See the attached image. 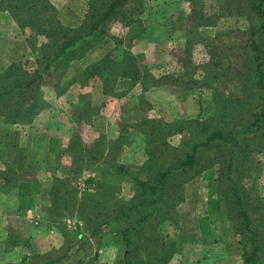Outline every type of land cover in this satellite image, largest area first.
I'll use <instances>...</instances> for the list:
<instances>
[{"label": "trees", "instance_id": "1", "mask_svg": "<svg viewBox=\"0 0 264 264\" xmlns=\"http://www.w3.org/2000/svg\"><path fill=\"white\" fill-rule=\"evenodd\" d=\"M87 1L82 20L70 25L63 22L49 0H0V12L8 13L23 32L27 30L44 38L38 48L35 65L13 62L0 68V119L5 124L33 130L37 117L47 109V102L40 100L46 89H53L57 96H61L75 84L87 87L91 80L100 82L98 94L108 100L123 97L117 87L120 81L127 79L133 85L142 83L144 91L169 86L184 87L187 91L210 90L213 92L215 115L206 120L198 115L194 119L185 118L172 123H159L148 118L139 122L135 131L146 139L149 156L148 161L137 169L141 177L137 173L131 176L128 168L119 162H108L109 158L117 156L116 150L128 144L121 136L111 140L100 135L91 143H85L78 128L72 133L71 130L66 147L52 146L51 152L56 155L57 163L54 168L59 169L65 178L54 176L49 201L41 209L43 221L53 225L65 239V244L40 253L32 248L30 238L12 227L11 221V229L3 230L7 238L0 242V264H68L75 244L81 249L92 239L103 240L105 229L115 234V239L120 236L116 242L124 245V254L116 264H170L176 254V242L166 236L161 238L160 229L168 221L172 207L168 200L162 199L172 193L174 185L171 181H175L179 172L184 173L190 168L198 177L205 171L207 165L204 160L207 158L202 156L203 149L213 144L228 151L221 154L224 155L222 159H217L220 166L216 189L220 196L221 214L228 219L236 236L243 263L264 264V197L254 194L258 191V184L252 180L260 172L256 158L264 155V0H214L213 12L207 10L203 0H196L198 4H192L190 19H186L188 46L186 57L180 59L184 72L180 76L169 72L160 78L155 77L150 68L140 66L142 60H138L131 49L136 37L144 39L147 34L142 27L143 22H139L136 15L149 2L154 6L157 0ZM233 18H242L248 23L246 31L225 32L228 36L234 35L235 39L239 37L242 45L233 46L237 50H229L224 57L217 53L219 48L216 45L206 50L211 56L209 65H196L190 57L194 47L199 43L208 48L214 45L207 42L209 37L207 40L200 37L199 30L216 27L222 19ZM136 23L137 27H134ZM113 27L120 29L122 38L113 34ZM122 31L126 34L122 35ZM170 37L157 38L153 45L158 44L164 49L162 44ZM109 42L116 46L112 52L93 64L83 65L91 53ZM164 50L153 55L150 52V56L164 58L175 55L173 51ZM236 52L245 58L242 56L239 61ZM72 70L74 77L69 78ZM201 73L202 78H198ZM222 87L226 90L221 91ZM201 94L196 103L199 108L202 107ZM95 104L93 91L81 95L74 114L77 125H92V120L102 111V106L94 108ZM137 106H141V102ZM140 109L136 108L135 112ZM162 129L170 136L182 137L180 146L172 150L181 154L185 152L184 159L181 157L168 165L162 161L170 149L165 138L167 134H163ZM120 140L119 144L114 143ZM63 158L70 160V167L62 164ZM252 159L256 162L251 166ZM100 162L106 168L100 171L96 191H84L79 197L76 183L72 186L73 180L76 181L88 166L95 170ZM110 170L114 172L107 174ZM125 174L132 177L135 190L133 201L126 205L119 204L121 202L114 195L116 190L119 191L116 187L123 180L121 176ZM18 175L14 163H5L0 169V192L7 193L16 188ZM250 179V185H247L246 181ZM183 199L184 194L173 207ZM72 210L81 214L85 223L84 236L69 232L62 224L63 216ZM72 237L76 242L68 245ZM23 246L27 253L13 258L23 251ZM78 264L85 263L80 261Z\"/></svg>", "mask_w": 264, "mask_h": 264}, {"label": "rangeland", "instance_id": "2", "mask_svg": "<svg viewBox=\"0 0 264 264\" xmlns=\"http://www.w3.org/2000/svg\"><path fill=\"white\" fill-rule=\"evenodd\" d=\"M49 1L56 7L58 13L61 15L60 18L63 20V22L70 25H76V23L82 20V17L84 16L88 6L87 0ZM203 1L206 5L207 10L213 12V8L216 5L214 0ZM193 3L195 4V6L198 4L196 0H157L154 3V6L151 5V2H149L147 4V7L136 15V19L139 22H143L142 27L147 31V34L144 39L136 37L131 49L138 60H142L140 61V66L153 70L152 72L155 77L160 78L161 76L166 75L169 72L173 75L180 76L184 72V68L182 66V63L180 62V59L186 57L185 50L188 46V41L186 39V19L188 17L190 19L191 7L193 6ZM158 25H160V27ZM133 26L137 27V23ZM247 28L248 23L242 18L222 19L216 27H202L199 30V36L206 40L209 37L207 42H211V44L214 45L212 47L210 46L209 48L207 45L205 46L204 43H199L198 45H196L190 55L192 61L196 65L207 67L209 65V62L211 61V56L209 53L207 54V51L210 48L212 49L213 47H216V45H218L219 48L217 53L222 57H224L225 53L229 50H237L236 48L232 47L242 45L240 38L237 37L235 39L234 35L228 36L225 34V32H229L231 30H234L236 32L246 31ZM112 32L117 37L122 38V36L120 35V29L113 27ZM123 34L126 33L122 31V35ZM127 34H129V32ZM140 35L142 36V34ZM170 35V39L163 42L162 46L164 49H167V51H173L175 55L168 57L166 56L167 53H165L166 57L164 58L159 56L156 58H153V56L151 57L150 52H153V55L158 51H165L158 44L153 45V41L157 38H165ZM43 42L44 38L32 35L31 32L27 30L23 32L8 13L0 12V68L8 66L13 62L20 63V65H24L26 64V62H30L31 65H35L36 58L38 56V48ZM160 43L162 42L159 41V44ZM100 47V49L95 50L88 56L87 60H85L83 63L84 66L93 64L94 62L101 59L106 53L110 51L112 52L114 47L116 48L113 42L106 43ZM242 56L244 59L245 56L243 54L236 52V58H238L239 61ZM158 67L162 68L158 69ZM69 73V78H73L74 70L70 71ZM202 76L203 74L201 73L198 75V78H202ZM122 82L120 81L118 83V90L121 94H123V97L118 99H126L127 97L126 101L123 100L122 106L126 107L129 113H124V117L121 119L119 117L114 118L115 115H119V113H116L118 110L115 111V114L112 117L114 118L113 123H108L109 129L112 125L109 138L111 140H117L121 136V139L124 141L126 140L128 144L120 150H116L115 154L117 156L109 158L108 162H119L121 166L128 168V172L131 173V176L132 174L137 173V169L145 164L149 159V156L146 153V139L143 135H140V133H137L135 131V126L139 122H142L143 120L148 118L154 119L159 123H161V121L164 123H172L174 121L183 120L185 118L194 119L198 117V115L202 118V120H206L215 115L213 92H211L210 90L187 91L184 90V87L174 88L169 86L158 88L154 92L152 97L148 94L150 91H144V89L138 87L136 90H134V87L138 83L133 85L132 82L128 79L127 81ZM98 84H100L98 80H91L89 85L87 87H83V89H85V94H89L90 91H93L94 101L96 102V104H99H95L94 108L102 106L101 112L105 113L107 108L106 105H109V98L98 94L99 90H97V87L95 89V86H98ZM140 84L143 87V84ZM73 86H71L61 96L67 94ZM100 86L101 84L98 86V88H100ZM231 89L232 91H235L233 88ZM225 90L226 87L221 88V91ZM201 92L204 93L201 94ZM200 94L202 95L201 108H199V106L196 104L197 98ZM61 96H57L53 89L45 90L44 96L40 100L47 102V109L39 114V116L37 117L38 121H36V123L34 124L35 128L37 127L39 131L31 132L30 135L28 133V139L25 136V133L30 132L31 130L16 126V129L20 131H13L12 128L15 127L5 124L4 121L0 119V148H7V142L13 138H21L22 140H25V144L29 145V153L35 152L37 148L42 145L44 149L46 143H50V147H48L47 149L51 148L52 146L62 147V130L60 129H63L65 127V123H67V121L75 122V107L78 104L81 96L76 105L73 106L74 108H70L71 111H68V116L70 117L66 119L65 117L62 118L59 116V124L55 128L56 125L53 124V121L51 120L54 118V116L59 115V112L55 114L53 109L59 110V105L65 106V108L69 105V101H67L66 103H61L58 101L59 97ZM147 97H149L148 99L150 101L147 100ZM68 99L69 98L63 100ZM140 102L141 106H137ZM136 108H141V111L133 113ZM104 116V119L107 120V116ZM86 126L84 127L85 133L89 134V129H86ZM76 128L78 127H75V129ZM109 129L107 126V130ZM99 130L101 132L105 131V129L101 125H99ZM115 130L116 132H114ZM163 130L164 129L161 130L163 134L169 133H164ZM63 131L65 132V130ZM73 131L74 129H72L71 133ZM68 138L70 139V137ZM165 138L168 148L170 147V149L169 153L167 152V155L162 161L168 165L173 164L181 157L184 159L185 152L181 154L179 152H173L172 150L173 148L180 146L182 137L179 135L170 136V134H167ZM51 139L52 141H50ZM120 142L122 141L120 140L114 143L119 144ZM216 146V144H213L212 146L203 149L202 156L207 158L204 160V164L207 165V167L200 176L196 177L195 173L192 170H189L190 168L186 169V172L184 173L179 172L175 181H171L174 185V187H172V193H169L166 198L162 199L165 202L166 200L169 201L168 204H170V207H172V211L171 214H169L168 221L163 225V229H160L161 238L166 236L169 238L168 240L176 242V254L174 258H179L178 261L180 260L181 262L186 263L188 261V253L189 251L193 250V245L191 246V240L199 238L202 233L207 234L209 238L216 242V249L231 250L235 247L233 246V242L237 244L236 236L231 230L228 219L221 214L219 205L220 196L218 190L216 189V175L218 167L220 166L217 163V159H222L224 155L222 156L221 154H226L228 151L224 147L220 148ZM165 150L167 151V148ZM16 155H18V152L16 153ZM41 155H44L43 151L41 152ZM256 159L257 162L259 161L260 163V172L252 179L255 184H258V191L254 192V194L264 197V155H258ZM44 161H46V159ZM255 162L256 161L252 159L250 162L251 166L253 163L255 164ZM50 165V162H47V164H45L43 168H39L38 170L45 172V168H51ZM2 167H0V169ZM35 167H37V165H35ZM94 168L95 170L88 166L86 168V171H84L78 178L75 179L76 181L73 180L72 186L76 183V189L79 197L82 196L84 191H89L91 193H94L96 191V182H98L100 179V171L106 168V165L103 166V163L100 162ZM113 172L114 170H110L107 172V174H111ZM140 174L141 173H137V176L141 177ZM131 176L129 174L121 176L123 180L119 187H116L119 188V191L116 190L114 195L115 198H118L121 202L119 204L126 205L133 201L132 198L135 195V190L133 189L134 185ZM61 178H65V176L63 175L61 176ZM186 180L188 181L184 182ZM250 182L251 179L250 181H246V184L250 185ZM175 183L180 184V186H175ZM183 194V201L179 203L178 206L173 207L175 204H178L177 200ZM0 198H2V196H0ZM13 199L14 198H10V200ZM43 204H46V202ZM9 206L10 207L7 210L4 209L2 216L5 217V220H8L7 218L12 219L13 228H15V225H17V223L19 224L18 217L23 220V223L20 222L23 230L21 229L17 231H20L19 233L21 235L30 238V244L34 250H38L40 253H45L51 251L54 248L58 249L65 244V239L53 227V225L43 221L41 212L43 205L41 206L40 203H38L37 207L32 204H30L29 207H27L26 205H21L18 208L13 204H9ZM1 208L2 207L0 206V209ZM0 213H2L1 210ZM63 217L64 218L62 219V224L69 232L81 233L83 234V236L84 234H86L85 223L83 222L81 214L72 210V212L67 211L65 216ZM67 219H70L71 221L77 223L78 229L76 231L68 227V224L66 223ZM32 228L34 229L33 231ZM7 229H11V222H9L7 226H4L3 221H0V242H2L1 240L6 237V235H4L3 233V230ZM104 232L105 238H103V240L92 239L87 244H84V247L81 249L78 248V244H75L74 249L69 255V259L71 260V262L68 264H78L80 261L85 264H116L124 254V245H119L116 242L121 238L120 236L115 239V234L110 233L108 229H105ZM149 233H147V235ZM75 242L76 239L72 237L69 240L68 245H71V243L73 245ZM141 245L143 247V243ZM21 250H23L22 253H16L13 258H18L17 255L24 256L27 253V249L24 246L21 248ZM239 251L241 254V248H239ZM141 253V257L143 258L144 248L143 252L141 251ZM4 257H6V254L4 255Z\"/></svg>", "mask_w": 264, "mask_h": 264}, {"label": "crops", "instance_id": "3", "mask_svg": "<svg viewBox=\"0 0 264 264\" xmlns=\"http://www.w3.org/2000/svg\"><path fill=\"white\" fill-rule=\"evenodd\" d=\"M123 81H127V80H123ZM99 85L100 84H98V86ZM98 86H95V89L97 87V90H99L100 88H98ZM137 87L143 89L140 83H138L134 87V90H136ZM84 90L85 89H83L82 86L74 85L67 94L59 97L58 99L59 102L66 103L67 101H69L68 102L69 105L66 106V108L65 106L59 105L58 108L60 111L57 109H53L55 114L59 112V115H56V116L53 115L54 118L51 120L53 121V124L56 125L55 128L59 124V121H58L59 116L62 118L65 117L66 119L70 117L68 116V111H71L70 108L72 109L74 108L73 106L76 105L80 96L84 93ZM155 91L156 90L150 91L148 94L153 97V94ZM67 98L69 99L63 100ZM148 98L149 97H147V100H149ZM123 100L126 101L127 97L126 99L112 98L111 100H108L109 105L108 104L106 105L107 107L106 112L105 113L103 112L104 114L101 112L97 117L94 118L92 125L87 126L86 129H89V134L85 133V130H84L85 126H80V125L77 126V124L73 120H72L73 122L71 121H67V123L64 122L65 127L63 129H60L62 130V135H61L62 146L66 147V145H68V141H69L68 134L72 129H75V127L79 128V130L81 131L83 135V139L85 140L86 143H91L94 139L98 138L101 134L109 137V134H111L110 129L112 128V125L110 126V129H109L108 123L109 122L113 123V119L116 117H119L122 119L124 117V113H129L127 108L122 106ZM116 110H118L116 113L117 114L119 113V115L114 116ZM135 110L133 111V113H135ZM104 115L107 116V120L104 119L105 117ZM113 116L114 118H112ZM99 125L103 126L105 131L101 132L99 130ZM107 126L109 130H107ZM13 127H15V128H12L13 131L15 130L20 131L16 129V126H13ZM68 127H71V128H68ZM63 130H65V132ZM116 130L114 132H116ZM37 131L39 130L35 128L31 130L30 132H26L25 136L27 137L28 133L30 135L31 132H37ZM50 141H52V139ZM7 145H8L7 148L6 147L0 148V160H1L0 167H2L3 164L5 163H12V164L14 163V165L18 169L19 184L16 188L11 189L7 193L0 192L1 193L0 196H2V198H0V206L2 207L0 209L2 211V213H0V221H3L4 226H7L9 222L12 221V219L10 218H7L8 220H5V217L2 216L4 209L7 210L10 207L9 204L16 205L17 208L20 207L21 205H24V206L26 205L27 207H29V205L32 204L37 207L38 203H40L41 206L45 205L43 204L45 202L47 204L49 201V193H50V189H51L54 176L55 175L57 177L62 176V173L60 172V170L54 168L55 163H56V159H55L56 155H54V153L51 152L52 147L47 149L48 147H50V143H46L44 149H43V145L38 147L37 150L33 153H29V148H28L29 145L25 144V140H22L21 138L10 139L7 142ZM42 151L44 152V155H41ZM17 152H18V155H16ZM45 159L46 161H44ZM63 159L64 160H62V164L65 166H68V165L70 166V160L67 158H63ZM47 162H50L51 168L50 169L45 168L46 170L45 172L39 171L38 169L43 168V166L47 164ZM35 165H37V167H35ZM10 198H14V199L10 200ZM18 222L19 224L17 223V225H15V229L23 230L21 226V223H23V220H21L18 217ZM33 230L34 229L32 228V231ZM191 242H192L191 246L193 245V250L189 251L188 253V256H187L188 261L186 263L181 262L180 260L178 261L179 258L175 257L171 261V264H243L241 254L239 251V246L235 242H233V246L235 247L231 250L216 249L215 241L209 238V236H207V234H204V233H202L199 238L191 240ZM205 243H207V245H205Z\"/></svg>", "mask_w": 264, "mask_h": 264}, {"label": "built area", "instance_id": "4", "mask_svg": "<svg viewBox=\"0 0 264 264\" xmlns=\"http://www.w3.org/2000/svg\"><path fill=\"white\" fill-rule=\"evenodd\" d=\"M66 223L68 224V227L70 229L75 230V231L78 229L77 223L71 221L70 219H67Z\"/></svg>", "mask_w": 264, "mask_h": 264}]
</instances>
